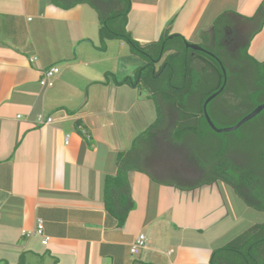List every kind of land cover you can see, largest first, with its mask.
<instances>
[{
    "label": "crops",
    "instance_id": "1",
    "mask_svg": "<svg viewBox=\"0 0 264 264\" xmlns=\"http://www.w3.org/2000/svg\"><path fill=\"white\" fill-rule=\"evenodd\" d=\"M63 1L73 0H0V264H209L219 234L208 233L227 214L211 196L216 186L222 197L224 183L181 190L153 180L152 164L150 173L129 172L134 208L123 225L105 209L104 177L116 172L117 152L147 128L134 131L121 120L140 89L117 85L108 73L119 79L143 60L122 40L99 49L95 10ZM262 1L131 0L126 27L142 43L166 28L209 44L224 22L254 14ZM249 51L255 55L252 44ZM52 65L59 68L54 84L42 87ZM37 114L53 122L40 125ZM205 187L210 206L191 209ZM38 217L47 244L21 234ZM139 233L146 247L135 254L130 244Z\"/></svg>",
    "mask_w": 264,
    "mask_h": 264
},
{
    "label": "trees",
    "instance_id": "2",
    "mask_svg": "<svg viewBox=\"0 0 264 264\" xmlns=\"http://www.w3.org/2000/svg\"><path fill=\"white\" fill-rule=\"evenodd\" d=\"M77 3L88 4L97 14L99 49L105 48V40L118 39L143 60L133 70L135 78L127 75L118 80L113 73L108 74L117 85L145 89L157 110L154 122L133 139L127 150L117 152L116 172L104 177V206L118 224L123 225L134 208L129 172L150 173L152 164L155 181L181 190L222 182L247 206L264 211V134H251L255 127H264V109L229 132L214 131L203 112L204 100L223 84V89L207 105L217 127H221L218 120L238 112L235 124L264 102V59L249 51L252 38L264 26V0L254 14L239 15L233 20L243 39L239 53L245 60L244 72H234L227 78L215 56L187 47L188 40L180 33L169 34L165 28L159 39L148 43L134 38L126 27L131 0H73L63 1L62 5L71 7ZM222 20L223 15L216 22ZM214 36L209 44L201 46L215 51ZM210 104L219 107L218 114L209 110ZM78 131L86 138L90 136L83 125L78 126ZM209 264H264V220L213 248Z\"/></svg>",
    "mask_w": 264,
    "mask_h": 264
},
{
    "label": "rangeland",
    "instance_id": "3",
    "mask_svg": "<svg viewBox=\"0 0 264 264\" xmlns=\"http://www.w3.org/2000/svg\"><path fill=\"white\" fill-rule=\"evenodd\" d=\"M228 8H232L230 5H228ZM193 40H195L193 38ZM193 40L191 41L192 43ZM251 44L255 49V55L257 58L264 56V30L257 33L252 40ZM257 46V48H256ZM127 53H130L129 47L126 46ZM117 75V74H116ZM131 76L132 78H135V71L129 70L128 72H125V70H121L119 72V79H123L125 76ZM141 93V99L140 101H136L135 105L130 108V113H127L124 118L122 117L121 120H124V124L130 125L132 127V130H142L150 125V123L154 122L157 115V110L155 108V104L153 102V108H152V99L148 97V94L145 89H140ZM135 110V112H134ZM141 112V113H140ZM238 116V112H233V114L226 116L225 118H222L221 120H218V124L221 125V127L224 126H230L233 125V122L235 118ZM261 123L264 122V119ZM249 130V129H248ZM245 131H247V126L245 128ZM252 131V130H250ZM264 134V127L257 126L253 129L251 132L252 136L254 137L255 134ZM243 132V130H242ZM248 133V132H247ZM244 140L243 142H245ZM233 144H238V142L233 141ZM225 185V184H224ZM222 185L226 190L222 189V197L219 196L217 187L213 188L212 191V199L214 200V203L217 204L220 201L221 210L220 212L223 214L225 211H227V214L225 217H221V222L214 228V230L209 231V235L212 233L218 232L219 236L215 243V248L219 247L223 244H226L231 239H233L236 235L243 232L247 228H249L252 224L263 221L264 220V211L256 210L250 206H247L234 192L232 189L228 188L227 186ZM210 193L209 188H204L202 192V202L201 203H195L192 204L193 207L191 209H195L196 207L200 206V210L204 206L208 208L211 204V199L209 198L208 194ZM207 196V198H206ZM203 204V205H202ZM218 210L215 211V215L212 216V218L216 217L218 215ZM215 219V218H214ZM221 244V245H219Z\"/></svg>",
    "mask_w": 264,
    "mask_h": 264
},
{
    "label": "flooded vegetation",
    "instance_id": "4",
    "mask_svg": "<svg viewBox=\"0 0 264 264\" xmlns=\"http://www.w3.org/2000/svg\"><path fill=\"white\" fill-rule=\"evenodd\" d=\"M214 38L215 40L213 41V43L216 49L214 48L215 51L212 52L217 57V58L215 57V59H217L220 65H223L225 68L224 77L227 78L228 75L234 74V72L235 73H238L239 71L244 72L243 70L244 66H242V62H245V60L240 56L239 53V46L242 43L243 39H242L241 31L237 27L235 22H233V20L226 21L224 24L223 34L221 36H217L215 34ZM227 69H229V74L227 72ZM208 103L206 104V110ZM210 105H209V110L211 112L216 111V113L218 114L219 107L216 104H210Z\"/></svg>",
    "mask_w": 264,
    "mask_h": 264
},
{
    "label": "built area",
    "instance_id": "5",
    "mask_svg": "<svg viewBox=\"0 0 264 264\" xmlns=\"http://www.w3.org/2000/svg\"><path fill=\"white\" fill-rule=\"evenodd\" d=\"M35 57H32L31 60H34ZM59 68L57 65H52L46 70L43 71L42 77L39 79V84L42 87H51L54 84V76L58 72ZM36 122L38 124H50L53 122L51 116L43 117L41 114L36 115ZM82 133H85V129L82 128ZM69 134L65 135L64 141L68 143ZM21 234L27 238L30 237H40L43 244L49 242V236L44 234L43 221L41 218L36 219V225L33 229H23ZM146 247V236L144 233H139L130 244V251L132 253H138L142 248Z\"/></svg>",
    "mask_w": 264,
    "mask_h": 264
},
{
    "label": "water",
    "instance_id": "6",
    "mask_svg": "<svg viewBox=\"0 0 264 264\" xmlns=\"http://www.w3.org/2000/svg\"><path fill=\"white\" fill-rule=\"evenodd\" d=\"M185 45L193 50H199V51H205L207 53H209L212 56H215L214 53H212L211 51L205 49L203 46L197 44V43H192L189 41L185 42ZM216 57V56H215ZM217 58V57H216ZM222 67V71L225 75V68L223 65H221ZM223 85H221L219 87V89L215 92H213L212 94H210L203 102V112H204V117L208 123V125L216 132H229V131H233L236 130L238 127H240L241 124H243L244 122L248 121L249 119H251L252 117L256 116L262 109H264V102L259 103L257 106H255L249 113H247L246 115H244L242 118H240L235 124L230 125V126H224V127H217L214 122L211 120L207 110H206V104L213 99L222 89H223Z\"/></svg>",
    "mask_w": 264,
    "mask_h": 264
}]
</instances>
